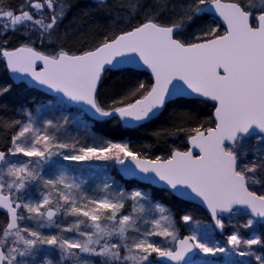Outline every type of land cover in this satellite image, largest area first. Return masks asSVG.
<instances>
[{"label": "snow or ice", "instance_id": "6c2138e0", "mask_svg": "<svg viewBox=\"0 0 264 264\" xmlns=\"http://www.w3.org/2000/svg\"><path fill=\"white\" fill-rule=\"evenodd\" d=\"M102 2L109 7L107 0ZM67 7L60 0H28L17 10L0 9V20H7L0 24V57L14 81L28 77L34 86L60 94L58 104L73 102L93 117L116 118L126 127L154 121L169 105L197 102L211 104V124L192 122V114L182 108L191 127L174 131L186 132L191 148L151 159L129 142L98 136L89 141L61 139L49 131L58 132L60 122L46 119L37 126L28 112L26 121H9L16 131L12 146L0 151V210L8 216L0 240V264H26L23 258L34 255L39 246L57 249L62 264L66 260L71 264H216L214 258L228 253V246L237 255L264 264V255L253 249H264L261 235L242 237L234 224L231 233L224 231L225 214L246 216L241 225L245 229L264 224V0H129L116 7L135 13L139 23L106 34L94 47L78 53L54 43ZM209 11L219 19L209 22ZM220 21L226 27L217 35ZM10 34L20 37L12 49L7 46ZM37 41L49 50H38ZM140 70L148 73L147 83L137 79L121 94L104 99L101 89L107 73L122 71L135 77ZM10 90L11 85L0 87V96ZM62 123L67 125L68 118ZM253 138L256 143L249 147ZM53 156L77 163L112 161L141 180L162 182L177 197L206 206L212 229L185 213L180 220L196 226L191 235L181 238L171 210L159 203L153 207L158 218H144L150 226L141 228L137 213H146L142 202L150 200L147 193H113L112 185L105 183L103 197L90 196L66 170L51 177L44 174V165ZM32 185L47 191L33 199ZM128 201L132 213L122 212ZM61 213L87 218L86 227L92 231L81 230L80 219L61 225L55 219ZM23 221H33L36 228ZM40 228L75 236L46 235ZM215 230L227 235V246L212 242ZM84 256L100 259L89 261ZM197 257L211 259L198 261Z\"/></svg>", "mask_w": 264, "mask_h": 264}, {"label": "trees", "instance_id": "16d2710c", "mask_svg": "<svg viewBox=\"0 0 264 264\" xmlns=\"http://www.w3.org/2000/svg\"><path fill=\"white\" fill-rule=\"evenodd\" d=\"M27 2L28 0H0V9L17 10ZM60 2L70 7L65 9L66 15L60 24L58 36L54 40V43L62 45L67 50L77 53L82 49L94 47L106 34L115 35L139 23L135 13H130L129 11L121 10L116 7L118 4L129 3V0H108L107 4L109 7H105L102 4H94L91 0H60ZM222 2L228 3L230 0H222ZM208 19L209 22L216 20L211 16H208ZM0 24L3 23L0 21ZM219 27L220 32H218L217 35L224 31L220 23ZM0 39H2V35H0ZM19 40L20 37L15 34H10L7 45L9 49L18 46ZM36 47L38 50H49L47 44L41 45L39 41H37ZM137 79L144 80L147 83L150 77L141 72H137L135 77L122 71L107 73L101 89L104 99L108 100L113 96L121 94L127 89L129 84L134 83ZM5 85H11V90L5 95L0 96V151L4 152H7L12 146L11 137L16 131L15 127L11 126L8 122L17 119L26 121V112L32 115L39 112L41 116L40 120L36 122L37 126H41L42 122L46 119L60 122L61 128L58 132L52 129H49V131L54 132V134L58 135L61 139L77 138L81 141H89L91 136H98L118 142H129L135 151L141 152L148 158L154 159L160 157L164 159L168 158L173 150H188L186 144L188 134L186 132L174 131L175 127H191L192 122L195 121L205 126H210L213 113L210 103L205 104L197 102L187 106L172 104L167 106L157 119L136 129L124 128L116 118L96 121L88 115L82 116L85 124L76 127L75 120L66 112H59L57 110L45 112L41 109V106L46 105L51 98L45 96L41 92L30 90L24 85H14L10 81L5 65L0 57V87ZM185 107L192 114L194 121L190 122L186 113L181 111V109ZM70 112L72 114V111L68 113ZM64 117L68 118L69 123L67 125H63L62 123ZM54 172V168H52L50 172L44 174L51 176ZM111 175L120 181V186L123 188L125 194L133 190H140L149 195L150 200L142 202L147 209L146 213H137V215L141 216V228H145L146 226V224L143 223V219H151L153 215L152 208L155 204L159 203L171 210L173 219L176 221L178 235L180 237L187 236L184 223L180 220V217L189 204L173 197L167 191L153 189L141 185L136 181H124L118 176L114 168ZM103 186V178L95 177L94 179L86 180V182L81 185V189L86 194L92 196L96 192H99ZM34 189L36 190V188ZM53 198L55 199V194ZM131 203L125 204L123 212L132 213L133 209L130 207ZM31 226L36 228L33 221ZM5 227L6 217L0 214V233H2ZM66 233L69 235L68 232Z\"/></svg>", "mask_w": 264, "mask_h": 264}, {"label": "rangeland", "instance_id": "374dc122", "mask_svg": "<svg viewBox=\"0 0 264 264\" xmlns=\"http://www.w3.org/2000/svg\"><path fill=\"white\" fill-rule=\"evenodd\" d=\"M2 23H7L6 19L0 20ZM41 109L45 112H48L49 110H57L59 112L63 111L66 112L69 116H71L75 120L76 127H80V125L85 124L83 122L82 116L86 115L83 111L69 107L67 104L60 105L57 103L56 98H51V100L46 104L41 106ZM69 111H72L68 113ZM41 114L39 112H36L34 115H32V118L37 122L40 120ZM256 143L255 139H252L248 142V146L252 147ZM10 160H17V157H9ZM21 159H27V158H21ZM54 168V173L51 176H55L59 173L61 170H66L70 176L74 177L76 182L80 185L86 182V180L94 179L95 177H102L103 182L110 183L112 185V188L109 189L110 192H115L117 190H123V188L120 186V181L118 179H115L111 173L113 168H115V162L112 161H88V162H71V161H64L62 157L60 156H53L51 157L50 161L44 165L43 172H50L51 169ZM50 176V177H51ZM7 179V178H6ZM36 188V190L34 189ZM103 188V187H102ZM47 191L46 189H40L36 185H32L29 189V193L32 196L33 199H38V191ZM90 189V188H89ZM128 193H126L127 195ZM105 193L101 190L99 192H96L93 194V197H103ZM126 203H131V201H128ZM153 209V208H152ZM123 212V210H122ZM188 213L191 214L194 217V221H199L202 226H204L206 229L211 230L212 229V222L210 221L208 215L200 208L194 205H189L185 208L183 211V214ZM107 215V213H106ZM156 218H158V213L153 214ZM153 215L151 216V219L153 218ZM75 219L83 220L84 223L80 225L81 230L85 231H92L90 227H86L90 222L87 221V218L79 217L74 218L71 216H65L62 213L58 214V217L56 218L57 222L61 225H67L69 223H72L75 221ZM247 217L246 216H236V217H227L225 218L226 228L225 233H231L233 231V228L231 225L236 226V230L239 231L240 235L242 237H249L253 233L256 235H261L262 238H264V226L262 224H255L252 229H245L241 227L243 223H245ZM22 223L26 224L29 227L31 226L32 221H23ZM101 223H110L108 221H101ZM150 225H146L145 229L148 228ZM195 222H193L191 225L184 224V229L188 235H191L192 229L195 228ZM33 228V227H32ZM38 231L43 232L46 235H61L64 237H73L75 236V233H69V235L66 232H62L60 229L57 228H40L37 229ZM61 233V234H59ZM212 242L227 246V235H221V233L217 230L212 231ZM203 232L201 233V236L203 237ZM78 239H83V237H76ZM3 239L2 233H0V240ZM11 239V238H9ZM153 239L159 240L160 238L154 237ZM105 241H101V243H104ZM229 247L228 253H221L217 254V256L214 258L216 260V264H259V261L255 259V257H241L237 255L235 252L231 251V246ZM253 249L257 252L259 255H264V249L260 248L259 246H253ZM34 255L23 258L26 262V264H45L47 260H51L52 264H62L60 260V253L57 249L54 247L49 246H39L38 250H33ZM84 259H87L89 261H99L100 258L98 257H91V256H84ZM200 259H211L207 257H197V260ZM63 264H71L70 261H64ZM127 264H132V262H127Z\"/></svg>", "mask_w": 264, "mask_h": 264}, {"label": "water", "instance_id": "95a60500", "mask_svg": "<svg viewBox=\"0 0 264 264\" xmlns=\"http://www.w3.org/2000/svg\"><path fill=\"white\" fill-rule=\"evenodd\" d=\"M91 2L94 3V4H102V5H104V3L102 2V0H91ZM107 2H108V0H107ZM223 3H224V2H223ZM207 15H208V16H211L212 18H214V19H216V20L219 19V18H218V15H217L216 13H214L213 11H209V12L207 13ZM220 25H221L222 28L225 30V27H226V26L223 24L222 21H220ZM1 60H2L3 64L5 65V68H6L5 61H4V59H3L2 57H1ZM38 70H39V68H38ZM6 71H7V75H8V77H9L10 81H11L14 85H24V86L27 87L28 89H30V90H35V91H38V92H41L42 94H44L45 96H47V97H49V98H56V99H57V97L60 95V94H57V93L52 92L51 90H47V89H45L43 86H40V87L34 86V82H33V83H29V82H28V81L30 80V78H28V77H25V78H23L22 80H16V81H14L13 78H12V77H13V74H12L7 68H6ZM114 72H120V71H114ZM137 72L145 73V74L148 75V73L145 72V71H143V70H140V71H137ZM17 75H18V74H17ZM67 105H68L69 107L76 108V109H79V110L83 111V109H82L80 106L74 104L73 102H68ZM83 112H84L86 115H88L89 117H91L92 119L96 120V121H105V120H108V119H100V118H96V117H93L91 114H89V113H87V112H85V111H83ZM120 123H121V125H122L124 128H126V129H136V128H139V127L145 125V124H143V125L134 126V127H126V126L123 124V122H120ZM146 124H147V123H146ZM186 144H187V147H188V150H189V149L191 148V145H190V143H189L188 140H187ZM123 167H124V166L115 163V168H116L117 174H118V176H119L122 180H124V181H136V182L140 183L141 185H145V186L151 187V188H153V189H160V190L167 191V192H169L173 197H175V198L181 200V201L184 202V203H187V204H189V205H194V206L200 207V208H201V209H202V210L208 215L210 221H211L212 224H213V221H212V219H211V217H210V213H209L208 209L206 208V206H204L203 204H201V203L199 202V200H191V201H190V200H184V199H182V198H180V197H177L176 195H174L173 191L170 190L169 188L165 187V186L163 185L162 182H161V183H150V182H148V181L141 180L138 176H132V171H131V169H129L127 172L122 171V168H123ZM141 175H143V174H141ZM0 214H2L3 216H5V217H6V221L8 222V216L6 215L5 211H4V210H0ZM57 217H58V216H57ZM57 217H56V218H57ZM227 217H229V216H228L227 214H225V218H227ZM56 218H55V219H56ZM7 222H6V225H7ZM262 225L264 226V224H262ZM217 231H219V230H217ZM181 238H182V237H181Z\"/></svg>", "mask_w": 264, "mask_h": 264}, {"label": "flooded vegetation", "instance_id": "af4514ba", "mask_svg": "<svg viewBox=\"0 0 264 264\" xmlns=\"http://www.w3.org/2000/svg\"><path fill=\"white\" fill-rule=\"evenodd\" d=\"M253 139H255V138H253ZM251 141V140H250Z\"/></svg>", "mask_w": 264, "mask_h": 264}]
</instances>
